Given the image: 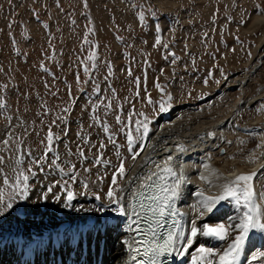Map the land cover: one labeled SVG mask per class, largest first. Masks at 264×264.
Here are the masks:
<instances>
[{
	"label": "rangeland",
	"instance_id": "rangeland-1",
	"mask_svg": "<svg viewBox=\"0 0 264 264\" xmlns=\"http://www.w3.org/2000/svg\"><path fill=\"white\" fill-rule=\"evenodd\" d=\"M262 53L264 0H0V225L16 230L23 218L90 198L86 176H102L99 165L116 173L121 161L125 174L158 118L178 106L179 115L213 119L234 102L242 105L229 125L231 139L240 144L248 135L251 142L242 157L235 151L232 164L245 171L258 163L264 158V150L258 153L264 147V57L256 63ZM243 76L248 81L237 86ZM137 121L147 123V134L137 132ZM50 129L58 139L46 152ZM21 171L30 177L29 193L43 191L27 211V197L15 188ZM255 172L264 179V160ZM215 208L247 211L231 198ZM237 234L219 240V251Z\"/></svg>",
	"mask_w": 264,
	"mask_h": 264
},
{
	"label": "bare ground",
	"instance_id": "bare-ground-1",
	"mask_svg": "<svg viewBox=\"0 0 264 264\" xmlns=\"http://www.w3.org/2000/svg\"><path fill=\"white\" fill-rule=\"evenodd\" d=\"M263 57L264 53L259 56L256 63L259 64ZM253 68L255 66L251 68V71ZM245 77L244 79H235V81H239L237 82V86L240 83H244L245 85L246 81H248ZM234 84H230L229 86H233ZM251 98L252 96L244 100L242 99V103H249ZM238 101L239 99H236L237 103ZM182 108L181 106L175 107L170 115L159 117L158 120L160 122L155 123L151 127L144 147L139 152H136L135 147V158H129L126 173L123 174L122 178H118L119 180H117L116 176L117 186H112L114 187L116 198L123 197L119 199V203H112L106 195V185L110 184L108 185L109 187L112 184L108 180V174L114 167L107 166L103 170L99 165L103 173L102 176L99 175V178L103 180L101 183L97 181L98 177L93 180L91 175L86 176L89 183L88 190H90V198L85 196L89 198L88 200H86L87 198L78 197L73 201V206L70 209L65 208V210L61 211L59 207H57L59 210H52L50 208L45 210L44 214L43 212L36 213L39 210L37 207L38 210H32L36 214L32 215L34 217L31 221H28L27 218L19 220L16 230H13V227L10 231L6 230L5 227L8 223L0 225V235L22 232L25 233V237L27 238L30 232L48 230L60 224H69V227L76 228L80 223L86 226L89 224L88 221L94 220L95 228L90 230L86 237L89 239L94 231H96V235L92 238V244H89V241H87V254L84 258V263L91 264L92 258L95 262L99 249V238L102 237L103 249L100 254L102 264H132L129 261V251L132 243L131 236L132 230L138 222L135 223L131 218L129 210L130 202L135 199V194L138 190H141L139 197L149 194L155 197L158 195L159 188L171 186L176 181H180L181 196L176 200L174 206L179 216V229L177 233L183 232L185 238L176 239L174 251H172L171 264H205L203 260L193 259V257L200 256L194 253L197 252L196 248L201 245H208L209 249L219 251V246L222 247V244H218V239L204 235L203 231H198V234L193 238L192 244L188 245L187 248L183 247V245L187 244L186 238L191 234L193 222H195V226L199 230H202L204 224H217L220 220L224 222L225 220L229 221L227 224L238 223V218L242 214L236 208L233 210L214 208L209 213L203 207L205 199L222 194L225 185L234 180L237 175L255 172L264 158L261 157L258 163L253 164L245 171L239 169L238 162L232 164V161H235L233 156L236 154L235 151L238 152L235 155L237 158L242 157V154L248 150V144L251 142L248 135L244 138L245 142L240 144H238V140L235 142L232 140L233 138L231 139L234 134L230 132L229 129L232 128L229 125L232 123V118L235 119V116L239 115L242 105L234 102L232 103L231 110L228 109L229 111L221 115L220 118L213 117V119L212 114L202 116L200 114L195 115L194 112V114L191 113L192 115H184L185 113L179 115L178 112ZM187 108H191V106ZM262 147L261 145L259 146L258 153L264 150V147ZM169 157H172V159L169 160ZM165 168H170L175 173V176L165 171ZM95 171L97 172V169ZM181 174L183 175V180H180ZM148 177H151V179L149 180ZM261 182L264 183V179L260 180L256 176L251 181L256 194L254 200L260 206L261 222H264V205L261 204V194H264V186L262 187ZM39 192L43 193L40 188H37L29 193L30 195L27 196L28 201L25 206L26 211L31 210L34 204L37 206L34 200L37 198L36 193ZM97 196H99V199H97ZM46 204H48L47 201ZM121 205L124 206V214H121L119 210ZM87 206L93 207V209L88 210ZM138 206L137 203L136 209H139ZM60 207L63 208L61 205ZM83 207L86 208V212H80L76 215V209ZM141 210H143V206ZM22 221L23 223H21ZM235 232H238V230H230L229 238ZM90 246H92V250ZM79 247L80 244L78 243L77 250L74 253L75 259L78 256ZM59 249L60 253L62 250L68 249L65 252V255H67L70 247L66 246L65 241H61ZM55 252V250L50 251L47 247L40 249L37 253L41 255L42 262H37L39 258L36 259V252L33 249V257L31 256V258H34V260L32 264H57L54 256H49V253L53 254ZM261 252H264V231L250 230L249 237L245 242L244 248L241 250L237 264H264V257L258 255ZM180 253H183V255H180ZM253 256H257V259L253 260ZM17 258L14 259L12 257L9 259V257L5 256L4 251L0 257V264H5V261L11 262L12 260L20 264V261L24 260V254L20 252L17 254ZM209 258L215 264L217 257H205V259Z\"/></svg>",
	"mask_w": 264,
	"mask_h": 264
},
{
	"label": "snow or ice",
	"instance_id": "snow-or-ice-1",
	"mask_svg": "<svg viewBox=\"0 0 264 264\" xmlns=\"http://www.w3.org/2000/svg\"><path fill=\"white\" fill-rule=\"evenodd\" d=\"M92 58L93 57L91 56L89 57V59ZM157 87H159V85H157ZM149 102L151 101L149 100ZM0 107H3V105L0 104ZM163 110L164 109L162 107L161 111ZM146 119L147 118H145V120ZM117 121H119V117H117ZM137 125L139 126L137 128V132H139L140 128H142L143 133L147 134L148 132L147 123L142 121H137ZM105 131H107V129H105ZM54 138L58 139V137H54L50 129L47 137L49 141V147L46 148V152L51 151V143ZM128 141H129V149L131 150V144L133 142V136L131 132L128 133ZM81 155H83L82 152ZM133 158H135V156H133ZM43 159L44 157L40 158V160ZM168 159L171 160L172 157H169ZM40 160H37L36 163L40 164ZM2 162H3L2 158H0V163ZM55 163L56 161L53 160V164ZM28 171L31 173L32 176L36 175L35 172H32L31 168H29ZM61 171H63V169H61ZM124 171H125L124 165L123 162L121 161V164L117 168L116 173L113 174V178H112L113 185L116 184L117 174L123 177ZM165 171L175 176V173L172 172L170 168H165ZM257 175L258 172H253L251 174L237 175L234 178V180H232L229 184L225 185L223 195L218 197H208L205 199L203 207L209 213L213 211V209L216 207L219 201L225 200L226 198H231L232 200L235 201L237 205L243 204V207L247 209V211L244 212L243 216L238 218L239 222L235 224H231V223L227 225L223 223L216 225L204 224L203 229L199 230L195 226V222H193V226L191 228V234L186 238L187 244L183 245V247L185 248H187L188 245L192 244L193 238L198 234V231H203V234L206 236H212L218 240L225 241L229 239L230 230H238V234L235 235L234 239H231V241L228 243V246L226 248H224L221 251H217L214 249L200 248L197 250L200 253V256L193 257L194 260L200 259L205 261V264H214V261L212 259L210 258L205 259V257H217V259L215 260V264H237L241 250L244 248L245 242L249 237L250 230L264 231V222H261L260 206L255 203L254 197L256 194L253 190V186L251 183L253 177ZM29 179L30 177L28 175H25L23 171L19 172L16 176L15 188L21 193V197H20L21 199L28 196L30 190ZM73 179H75V177H73ZM148 179L150 180L151 177H148ZM180 180H183L182 174ZM4 183L5 184L8 183L7 178H5ZM85 187L87 186L85 185ZM51 191H52V186H49L48 192ZM106 195L111 200L112 203H119V199L123 198L122 196L119 199L116 198L112 186H109ZM180 196H181L180 181H176V183L171 186L161 187L158 190V195L154 197V201L156 202L155 207L151 208L150 211H152L155 215H157L158 218L164 217L167 214V210H172L173 214H175L174 205L176 200H178ZM261 198H264V194H261ZM57 199H59V197H57ZM66 199L68 201H71L73 199V193L71 191L67 192ZM97 199H99V196H97ZM11 207L12 204L9 203L8 208ZM119 210L121 214H124L125 212L124 206L121 205ZM177 238L179 239L185 238L184 233L183 232L175 233L169 231L167 233V238L164 239L162 243H156L155 241L147 242L148 247L145 251V255L151 253L147 261V264H159L158 258L160 255H163L164 253H171L172 251H174V245L176 243ZM180 255H183V253H180ZM258 255L264 257V252H261ZM252 259L256 260L257 256H253ZM133 260H135V257H133ZM136 264H146V262L144 260H140L137 261Z\"/></svg>",
	"mask_w": 264,
	"mask_h": 264
}]
</instances>
